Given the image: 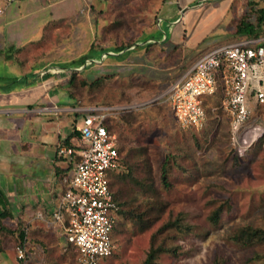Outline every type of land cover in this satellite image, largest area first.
I'll return each mask as SVG.
<instances>
[{
	"label": "rangeland",
	"instance_id": "1",
	"mask_svg": "<svg viewBox=\"0 0 264 264\" xmlns=\"http://www.w3.org/2000/svg\"><path fill=\"white\" fill-rule=\"evenodd\" d=\"M168 1L172 2L22 0L18 5L11 4L0 15V47L13 44V48H19L17 59H24V64L0 59V83L13 72H26V77L33 80L40 64H65L90 45L95 49L130 46V52L122 58L107 51L87 58L82 68L86 78L101 73H111L110 77L96 89L74 88L72 92L78 95L80 104L154 99L114 114L111 128L117 147H142L135 150L132 159L147 156L153 187L137 189L134 196L138 203H157L159 209L150 210L152 223L141 231H134L130 221L119 220L113 252L100 257L99 264H142L150 232L167 213L177 211L184 213V221L191 229L185 234L170 230L159 235L157 241L174 247L176 253H160L155 264H212L213 258L222 264H264V259L253 256L255 252L264 254V241L242 246L229 238L232 229L240 224L264 227V133L242 155H237L228 137V115L219 105L211 107L218 101V97L214 98L217 92L204 98L205 121L197 129L178 126L168 104L155 97L199 54L213 45L243 38L234 31L235 23L241 14L253 21L256 4L251 6L249 0H242L241 5L238 0H233L232 5L230 0H197L185 6V12L176 10L170 14ZM146 32L153 36L147 48L140 42ZM129 57L136 63L135 69L130 68L133 64L127 60ZM37 84L34 80L31 86ZM165 154L170 156L166 161V188L159 176ZM226 196L230 207L211 223L207 215L214 200ZM61 241L65 242L64 233ZM44 250L43 256L53 255ZM54 258L65 264H80L70 244Z\"/></svg>",
	"mask_w": 264,
	"mask_h": 264
},
{
	"label": "built area",
	"instance_id": "2",
	"mask_svg": "<svg viewBox=\"0 0 264 264\" xmlns=\"http://www.w3.org/2000/svg\"><path fill=\"white\" fill-rule=\"evenodd\" d=\"M17 0H0V14ZM220 85L219 106L228 115V137L234 152L242 155L264 133V33L220 43L199 54L186 70L173 79L156 98L164 100L177 125L200 128L205 121L204 98ZM252 98V103L249 99ZM121 102L71 107L81 111L76 125L82 146L73 149L58 143L56 154L68 161L70 171L62 180L52 219L62 223L80 264H99L112 253L111 228L117 207L108 187V170L118 164L115 134L105 125L108 116L150 103ZM260 107L252 120L253 106ZM42 220L45 218L37 214ZM18 260H25L26 246L14 245Z\"/></svg>",
	"mask_w": 264,
	"mask_h": 264
},
{
	"label": "crops",
	"instance_id": "3",
	"mask_svg": "<svg viewBox=\"0 0 264 264\" xmlns=\"http://www.w3.org/2000/svg\"><path fill=\"white\" fill-rule=\"evenodd\" d=\"M232 1H228L229 5H232ZM21 2L17 0L11 4ZM193 2L197 3V0L168 1L167 10L170 14L176 10L185 12L184 7L193 5ZM238 2L241 5L242 0ZM160 10L164 11V7ZM147 32L140 42L153 41V36ZM9 46L15 47L13 44L0 47V59L17 60L19 65L24 64V59H17L20 57L16 51H4ZM124 49L116 52V57ZM99 52L97 50L96 54ZM129 52L123 53L122 57ZM86 60L80 62L83 63L81 66ZM127 60L133 64L130 68L135 69L136 63L130 57ZM51 67L54 69H48ZM71 67L57 63L40 64L33 80L26 77V72H13L0 83V203L9 212L4 218L6 222L22 221L24 234L20 242L26 246L25 260L21 261L15 257L13 241L5 243L0 250V264H47V259H51L48 264H65L63 260L56 261L54 258L55 253L58 257L62 255L67 242L61 241L62 223L53 220L51 213L65 186L62 178L70 171L68 169L61 176L68 164L65 159L56 156V148L58 143H63L60 140L71 132L73 125L76 129L81 117L71 108L73 98L68 93L65 81L66 70ZM43 69L47 72L41 74ZM34 80L38 84L32 87ZM41 107L49 109L38 110ZM70 141L75 146H71L73 149L83 144L79 134L70 136ZM37 214L45 220L37 217ZM42 246L46 248L44 251L53 255L43 256Z\"/></svg>",
	"mask_w": 264,
	"mask_h": 264
},
{
	"label": "trees",
	"instance_id": "4",
	"mask_svg": "<svg viewBox=\"0 0 264 264\" xmlns=\"http://www.w3.org/2000/svg\"><path fill=\"white\" fill-rule=\"evenodd\" d=\"M251 6L252 4H256L254 9V20H249L245 15L241 14L238 16V19L235 23L234 31L236 33H239L241 35H244V37L249 36H259L264 33V0H262V3H258L257 0L249 1ZM151 41L143 42V46L147 48V45H149ZM214 46V45H213ZM125 49L120 52L118 57H122L123 53H127L130 50V46L127 44H119L117 46H113L108 49L104 48H98L95 49L93 46H89L88 49L84 52L78 55L77 58L70 59L67 63H57L58 65L62 66H70L71 64H78L80 62H83L86 58L89 56H92L96 54V51H107L111 53H116L120 51L121 49ZM19 48H12L11 46L4 48V51H18ZM82 68L83 66L79 68H69L66 70V85L68 87V93L73 98V106L78 105H89V104H110L111 102L115 101H104V102H93L89 104H80L79 97L77 94L72 92L74 88H78L81 90L83 87L87 89H96V87L101 84L104 79L109 78L111 73H101L96 76H94L91 79L86 78L82 74ZM44 70V69H43ZM47 71L44 70L41 72V74L46 73ZM172 81V80H171ZM169 85V84H168ZM167 85V86H168ZM217 92V93H216ZM215 93L218 94V96H215L214 98L218 97V101L220 98V85H218L217 89L215 90ZM217 100L214 102L213 106H218ZM205 107V105H204ZM73 110V109H72ZM260 110V107L257 105L253 106V115L251 117L252 120L258 119L255 118V113ZM75 113L82 114L81 111L73 110ZM206 112V107H205ZM120 115V114H119ZM118 115V116H119ZM114 115H110L105 120V125L109 131L112 130ZM78 135L79 132L77 129L74 128V125L72 126L71 132L67 136H65L61 142L70 145L72 147H75L71 141L70 136L72 135ZM115 147L117 150V158H118V164L115 168L108 170V187L111 190L112 196L114 200L116 201L117 207L114 210L113 213V223L111 228V240L114 246V236L115 233L119 231V228L117 227V223L121 219L127 220L131 222V225L133 226L134 231H141L146 228H148L152 223V216L149 212L150 210L155 209L158 210L159 206H157V203L145 201L143 203H138L137 198L134 196V191L137 189L140 190H146L151 189L153 186H151V180H150V166L147 161V156H144L143 159L139 160H133L132 155L135 153V150L142 149L140 146H132L129 145L124 148V146L117 147L116 140H115ZM145 151V148H143V151ZM56 156L60 159H63V156L57 155ZM163 160L160 163V170H159V176L160 181L162 185L166 188L169 186V181L167 179V166L166 161L169 159V154H165L163 156ZM77 156L74 155V153L71 154V156L68 157V167L65 169L64 173L61 176L65 175V172H67L68 169H70L72 161L76 159ZM141 161L145 162L144 164H141ZM65 187V186H64ZM230 207V201L229 197H223V198H217L214 200V203L212 204V207L209 210V213L207 215L208 220L211 223H215L222 213L223 210H227ZM8 210L3 204L0 203V250L3 248V245L5 243H9L10 241H13V244L15 245L17 242H20L23 238V227H22V221H14L13 223H8L4 220L5 216L8 214ZM191 229L190 224L184 221V213L182 211H177L174 214L167 213L166 217L163 221H161L158 226L150 232L149 234V240L148 245L142 260V264H155L157 262V258L162 252H168L170 254H175V248L169 247L166 244H164L162 241H157V238L159 235L165 234L167 231L174 230L178 233H188ZM229 238L242 245V246H248L256 243H260L264 241V227L252 225L249 223H244L237 225L234 227L229 234ZM67 244L72 245L70 242L66 241ZM113 252V248H112ZM256 258H262L264 259V254H260L258 252H255L253 254ZM212 264H222L220 261H218L216 258H213Z\"/></svg>",
	"mask_w": 264,
	"mask_h": 264
},
{
	"label": "water",
	"instance_id": "5",
	"mask_svg": "<svg viewBox=\"0 0 264 264\" xmlns=\"http://www.w3.org/2000/svg\"><path fill=\"white\" fill-rule=\"evenodd\" d=\"M82 64L81 63H78V64L75 63V64H71L70 66H72L71 68H77V67L81 66Z\"/></svg>",
	"mask_w": 264,
	"mask_h": 264
}]
</instances>
